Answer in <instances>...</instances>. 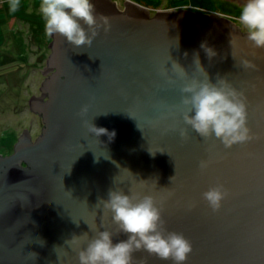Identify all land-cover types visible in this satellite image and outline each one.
Wrapping results in <instances>:
<instances>
[{
  "label": "water",
  "instance_id": "obj_1",
  "mask_svg": "<svg viewBox=\"0 0 264 264\" xmlns=\"http://www.w3.org/2000/svg\"><path fill=\"white\" fill-rule=\"evenodd\" d=\"M48 28L42 133L0 155V264H264V39L113 0Z\"/></svg>",
  "mask_w": 264,
  "mask_h": 264
},
{
  "label": "rangeland",
  "instance_id": "obj_2",
  "mask_svg": "<svg viewBox=\"0 0 264 264\" xmlns=\"http://www.w3.org/2000/svg\"><path fill=\"white\" fill-rule=\"evenodd\" d=\"M113 1L120 9L126 2L136 3L152 15L162 10L187 9L217 14L244 30L264 35V7H253L244 0ZM60 5L61 0H0V155L4 157L14 153L24 130L35 140L42 133V118L31 113L29 101L41 96L42 83L51 74L43 75L42 70L52 54L49 46L53 37L48 25L54 23Z\"/></svg>",
  "mask_w": 264,
  "mask_h": 264
},
{
  "label": "bare ground",
  "instance_id": "obj_3",
  "mask_svg": "<svg viewBox=\"0 0 264 264\" xmlns=\"http://www.w3.org/2000/svg\"><path fill=\"white\" fill-rule=\"evenodd\" d=\"M244 1H246V2H248V3H250V4H252L253 5V7L255 6V7H257V8H262V7H264V0H244ZM124 9V8H123ZM188 10V9H187ZM188 11H192V12H195V11H193V10H188ZM197 13V12H196ZM249 13H252V14H254V12H252V11H249ZM241 19V21H244L245 19H242V18H240ZM236 23V22H235ZM236 25L241 29V31L243 32V33H246V32H249V33H253V34H255V35H257V36H259V37H261V38H263L264 39V35L262 34H260L259 32H256V31H253V30H244V27L243 26H240L239 24H237L236 23ZM263 33H264V30H263ZM29 106H30V101H29ZM31 107V106H30ZM31 109V108H30ZM31 113H33L35 116H37L38 114H35L34 112H33V110L31 109ZM42 118V117H41ZM42 122H43V119H42ZM43 127H44V123H43ZM43 130V129H42ZM31 134V133H30ZM32 137V136H31ZM35 139H33L32 138V143H35Z\"/></svg>",
  "mask_w": 264,
  "mask_h": 264
},
{
  "label": "trees",
  "instance_id": "obj_4",
  "mask_svg": "<svg viewBox=\"0 0 264 264\" xmlns=\"http://www.w3.org/2000/svg\"><path fill=\"white\" fill-rule=\"evenodd\" d=\"M199 14H202V15H203V14H205V13H199Z\"/></svg>",
  "mask_w": 264,
  "mask_h": 264
}]
</instances>
